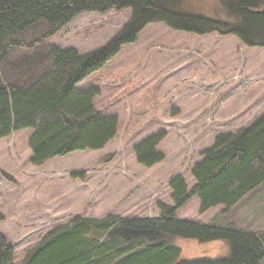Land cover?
I'll list each match as a JSON object with an SVG mask.
<instances>
[{"label": "rangeland", "instance_id": "1", "mask_svg": "<svg viewBox=\"0 0 264 264\" xmlns=\"http://www.w3.org/2000/svg\"><path fill=\"white\" fill-rule=\"evenodd\" d=\"M191 1L186 8L195 13L216 9L213 0ZM130 17L129 9L79 14L44 44L86 55L103 47ZM42 31L28 32L26 40ZM78 87L98 89L94 108L118 119L116 136L102 150L35 166L27 146L31 130L0 140V236L12 248L13 264H21L44 234L75 216L156 218L157 203L172 205L168 184L174 177L181 176L190 190V171L215 137L236 132L264 113V47H246L231 35H194L149 24L134 44L122 47ZM158 131L167 135L157 147L165 160L151 168L139 166L133 147ZM198 208L193 197L176 218L264 233V183L225 214L220 215L223 207L201 215ZM175 244L177 264L229 256L228 246L218 241L178 239Z\"/></svg>", "mask_w": 264, "mask_h": 264}, {"label": "trees", "instance_id": "2", "mask_svg": "<svg viewBox=\"0 0 264 264\" xmlns=\"http://www.w3.org/2000/svg\"><path fill=\"white\" fill-rule=\"evenodd\" d=\"M191 2L0 0V140L31 130L27 146L35 166L75 152L102 150L116 136L118 119L94 108L98 89L78 86L104 69L122 47L134 44L149 24L162 23L194 35H231L246 47H264V0H213L216 9L209 15L188 10ZM126 9L131 11L129 21L91 53L80 55L44 44L79 14ZM38 28L41 34L27 41V33ZM166 136L158 131L134 146L135 162L144 168L162 163L165 156L157 147ZM190 175L194 181L190 190L181 176L169 182L172 205L157 203L156 218L75 216L44 234L25 252L21 264H177L178 239L228 246L225 259L185 264H261L264 233L256 236L232 225L198 224L178 219L176 213L196 197L200 215L216 207H223L220 215L225 214L264 183V113L236 132L217 135L200 153ZM0 264H13L12 248L1 236Z\"/></svg>", "mask_w": 264, "mask_h": 264}, {"label": "crops", "instance_id": "3", "mask_svg": "<svg viewBox=\"0 0 264 264\" xmlns=\"http://www.w3.org/2000/svg\"><path fill=\"white\" fill-rule=\"evenodd\" d=\"M181 210V209H180Z\"/></svg>", "mask_w": 264, "mask_h": 264}]
</instances>
